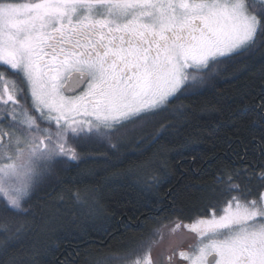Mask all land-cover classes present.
<instances>
[{"label":"snow or ice","instance_id":"snow-or-ice-1","mask_svg":"<svg viewBox=\"0 0 264 264\" xmlns=\"http://www.w3.org/2000/svg\"><path fill=\"white\" fill-rule=\"evenodd\" d=\"M258 53L264 0H0V264H43L66 213H108L91 169L66 181L61 167L96 145L134 155L119 175L153 192L166 146L141 145L185 127L188 102ZM244 88L235 159L191 208L169 189L172 214L146 216L139 239L100 255L82 237L57 264H264V75Z\"/></svg>","mask_w":264,"mask_h":264},{"label":"trees","instance_id":"trees-1","mask_svg":"<svg viewBox=\"0 0 264 264\" xmlns=\"http://www.w3.org/2000/svg\"><path fill=\"white\" fill-rule=\"evenodd\" d=\"M261 75H264V54L258 53L247 67L230 70L218 77L206 86L202 95L188 102L193 105V110L185 127L170 130L160 144L141 145L142 149L150 147L149 155L158 151L161 144L166 146L161 157L165 164L157 173L160 183L153 192L142 191L134 176L119 175L129 166V159H135V156L129 155L126 159L122 155H113L107 145L94 146L98 152H92L93 158L87 163H80L78 167L76 162L62 165L69 169L63 173L66 181L73 177L79 179L80 169H91L92 174L86 177L85 183L98 188L101 203L108 213L96 219L81 218L78 210L66 213L63 225L50 241L51 250L43 258V264H57V261L74 255L77 245L82 246V237L90 241L93 250L100 255L118 253L130 240L139 239L146 232L149 226L146 216L172 214L169 189L179 190L181 206L186 210L191 208L203 185L212 181L217 164L235 159L228 144L243 118L244 85L246 82L257 83ZM124 151L131 154L133 148ZM105 152L108 153L107 160L101 156ZM97 156L100 158L96 159ZM65 186L73 187L71 183ZM76 187H84V184ZM39 203L45 205L48 201ZM73 218L75 222H72Z\"/></svg>","mask_w":264,"mask_h":264},{"label":"flooded vegetation","instance_id":"flooded-vegetation-1","mask_svg":"<svg viewBox=\"0 0 264 264\" xmlns=\"http://www.w3.org/2000/svg\"><path fill=\"white\" fill-rule=\"evenodd\" d=\"M153 255H155V253H153ZM176 264H187V262L182 261V260L179 259V257H177Z\"/></svg>","mask_w":264,"mask_h":264}]
</instances>
